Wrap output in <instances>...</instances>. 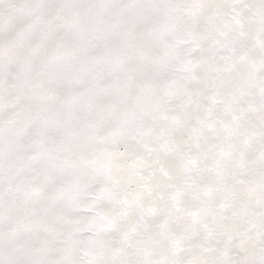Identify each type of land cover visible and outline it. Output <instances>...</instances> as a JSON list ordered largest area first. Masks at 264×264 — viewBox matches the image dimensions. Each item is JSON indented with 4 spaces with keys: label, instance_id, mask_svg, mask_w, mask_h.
<instances>
[{
    "label": "clouds",
    "instance_id": "1",
    "mask_svg": "<svg viewBox=\"0 0 264 264\" xmlns=\"http://www.w3.org/2000/svg\"><path fill=\"white\" fill-rule=\"evenodd\" d=\"M0 264H264V0H0Z\"/></svg>",
    "mask_w": 264,
    "mask_h": 264
}]
</instances>
